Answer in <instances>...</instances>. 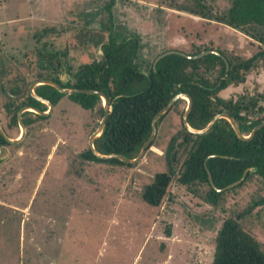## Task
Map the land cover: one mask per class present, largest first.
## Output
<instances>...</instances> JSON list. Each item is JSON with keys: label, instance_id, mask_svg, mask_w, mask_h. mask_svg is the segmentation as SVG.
Segmentation results:
<instances>
[{"label": "rangeland", "instance_id": "1", "mask_svg": "<svg viewBox=\"0 0 264 264\" xmlns=\"http://www.w3.org/2000/svg\"><path fill=\"white\" fill-rule=\"evenodd\" d=\"M229 5V0H0L1 123L15 77L29 84L51 77L67 82L68 67L73 71L99 57L110 23L116 33L139 38L135 61L143 71L158 53L186 52L192 43H211L236 58L264 49V27L246 33L201 16L209 9L224 13ZM219 94H264V54L244 82ZM186 103L162 118L152 145L131 165L79 158L90 135L81 136L80 127L88 125L90 113L67 96L47 118L25 126L22 140L9 143V157L0 159V264H210L221 221L249 207L239 223L264 249V202L253 205L264 198V183L255 173L216 190L213 205L206 201V184L188 188L175 179L159 205L143 200L145 185L166 170V146L182 129L179 112ZM258 104L264 109V100ZM262 115L264 110L256 116ZM19 133L15 128L10 137ZM32 236L35 245H28Z\"/></svg>", "mask_w": 264, "mask_h": 264}, {"label": "trees", "instance_id": "2", "mask_svg": "<svg viewBox=\"0 0 264 264\" xmlns=\"http://www.w3.org/2000/svg\"><path fill=\"white\" fill-rule=\"evenodd\" d=\"M229 2L230 5L224 13L216 14L209 9L201 16L206 18V22H222L246 33H251L249 28L264 27V0ZM111 24L107 30V38L101 43V54L98 58L82 62L73 71L68 67L71 78L65 83L58 77L49 78L63 87L96 89L106 95L110 113L102 133L93 142L98 152L135 157L150 134L153 116L177 93H186L191 97L192 104L187 122L193 128H202L213 115L225 112L235 119L242 134H248L264 119V115L256 116L264 110L258 104L260 100H264V94H242L237 98L219 94L230 85L244 82L249 70L255 66L258 56H263L264 49L245 58H236L214 48L211 43H192L189 51H176L196 55L203 50L213 49L221 55L210 52L201 57L190 58L173 52L160 57L153 66L155 57L160 54L158 53L143 71L135 61L139 38L136 35L124 36L116 33L114 27L111 29ZM221 56L226 59L228 67ZM28 85L29 83L24 82L21 77H15L5 93L4 82H1V91L6 95V101L3 103L6 122L2 123V127L8 136H11V130L18 128L16 113L21 106L32 105L40 110L46 109L44 103L31 96ZM34 91L49 99L53 106H57L63 97L67 96L71 102L89 112L91 120L88 125L86 122L85 126L80 127L81 136H88L98 125L99 120L94 118V111L100 117L103 115L101 98L95 93L65 94L48 84L37 85ZM184 100L178 98L170 109L159 117L156 127L158 128L160 121L170 110L176 109ZM182 112L183 109L179 114ZM48 116L24 111L22 122L25 126H30L34 120ZM181 125V131L173 135L166 146V170L157 172L153 181L143 188L144 201L159 205L170 182L175 179L178 184L188 188L206 184V201L213 205V198L218 192L211 186L208 173L217 188L238 180L246 168L248 170L238 184L251 173L257 174L264 183V125L247 140L238 138L225 118H218L206 132L197 134L187 131L182 121ZM67 132L71 135L72 131ZM8 144L0 135V145ZM80 144H83L82 139L81 142L79 140L78 145ZM83 146L78 153L81 160L131 165L117 158H98L86 143ZM263 202L264 198L253 205L257 206ZM250 208L237 213L235 217L221 221L213 238L214 254L210 264H264V249L254 235L239 223V220L250 212ZM166 233L167 236L170 235L169 230Z\"/></svg>", "mask_w": 264, "mask_h": 264}, {"label": "water", "instance_id": "3", "mask_svg": "<svg viewBox=\"0 0 264 264\" xmlns=\"http://www.w3.org/2000/svg\"><path fill=\"white\" fill-rule=\"evenodd\" d=\"M173 52L181 53V54L186 55L187 57H190V58L201 57V56H203V55H205L207 53H210V52H214V53H216L218 55H221L218 51L213 50V49L203 50V51L197 53L196 55H188V54H185L183 52L176 51V50H166V51L160 53L159 55H157L155 57V59L153 61V66H154L155 62L160 57H162L163 55L169 54V53H173ZM221 57L224 59L226 67H228V63H227L226 59L223 56H221ZM41 84L51 85V86L55 87L58 91H60L62 93H65V94H69V93H73V92H81V93H95V94L99 95V97L101 98V102H102L103 115L99 119L98 125L96 126L94 131L88 136L87 145H88V148L91 150V152L95 156H97L98 158H101V159L117 158L120 161H123L125 163H135V162L139 161L143 157L147 147H149V145L153 141L154 137L156 136V131H157L156 122H157V120L159 119L160 116H162L165 112H167L170 109L172 104L178 98H184L187 101L186 106H185L184 111H183L182 116H181V121H182L183 126L186 128V130L189 131V132H192V133H196L197 134V133L206 132L218 118H225L230 123V125L233 128L234 132L236 133L237 137L240 138V139H243V140H247V139L251 138L254 135L256 130H258L259 128H261L264 125V119H262L258 124H256L250 130V132L248 134H242L240 129H239V127H238V124L235 121V119L231 115H229L228 113L220 112V113H216L215 115H213L212 118L208 121V123L204 127H202V128H193L187 122V116H188V113L190 111L191 104H192L191 97L188 94H186V93H177L167 102L166 105H164L161 109H159L156 112V114L153 116V118L151 120V131H150V134L147 137V139L142 143V145H141V147H140V149H139V151H138V153H137V155L135 157L128 158V157H126L124 155H121L119 153L102 154V153L98 152L95 149V147L93 145V142H94V139H96L102 133V131H103L104 127H105L106 118H107L108 114L110 113V105H109V102H108V99H107L106 95L102 91L96 90V89L63 87V86H61L60 84H58L56 81H54L52 79L42 78V79H38V80L32 81L28 85V91H29V93L31 94V96L33 98H35L36 100H38V101H40L42 103L47 104L48 108L46 110H40L39 108H37L35 106H32V105H23V106H21L17 110V113H16V118H17L18 127L20 128V133L17 136H15V137H10V136H8L5 133V131H4L3 127H2L1 119H0V135L8 143H18L20 140H22V138H23V136L25 134V125L22 122V113L24 111H33V112H35L37 114H40V115H48L52 111L53 103L49 99L38 95L34 91V87L37 86V85H41ZM6 153H7V147L5 145H0V159H2L5 156ZM247 170H248V168H246L243 171L242 176L238 180H236V181H234V182H232V183H230V184H228V185H226V186H224L222 188H217L214 185V183L212 181V178H211L209 173H208V179H209V182H210L211 186H213L216 190L221 191V190H223L225 188H229V187H232V186L238 184L244 178Z\"/></svg>", "mask_w": 264, "mask_h": 264}, {"label": "crops", "instance_id": "4", "mask_svg": "<svg viewBox=\"0 0 264 264\" xmlns=\"http://www.w3.org/2000/svg\"><path fill=\"white\" fill-rule=\"evenodd\" d=\"M59 11H61V10H58L57 11V16H59V17H62L61 15H60V12ZM63 19H62V21H64V24H67L65 21L67 20V18H64V17H62ZM70 18V17H69ZM57 21H59V20H57ZM69 22V21H68ZM63 24V23H62ZM53 108H54V106H53ZM12 207V206H11ZM16 209V208H15ZM23 231H24V229H23ZM29 235V234H28ZM31 235V234H30ZM30 235H29V237H30ZM32 235H34V234H32ZM28 237V238H29ZM23 241H25V239L23 238ZM34 244L35 245V237L34 236H32V238H31V241H27V244L28 245H30V244ZM33 246V245H32ZM32 246L30 247V248H28V250H32ZM69 246V245H68ZM37 248H39V246L37 247ZM23 251H24V249H23ZM33 251H35V249L33 250ZM36 252V251H35ZM97 260H95L94 262H92V263H95ZM32 262H33V264L36 262V260H32Z\"/></svg>", "mask_w": 264, "mask_h": 264}, {"label": "flooded vegetation", "instance_id": "5", "mask_svg": "<svg viewBox=\"0 0 264 264\" xmlns=\"http://www.w3.org/2000/svg\"><path fill=\"white\" fill-rule=\"evenodd\" d=\"M17 125H18V123H17ZM17 135H18V134H17ZM17 135H16V136H17ZM24 136H25V134H24ZM24 136H23V137H24ZM5 146L7 147V145H5ZM8 155H9V151H8V149H7V153L5 154L4 157L7 158V157H9ZM4 157H3V158H4Z\"/></svg>", "mask_w": 264, "mask_h": 264}]
</instances>
